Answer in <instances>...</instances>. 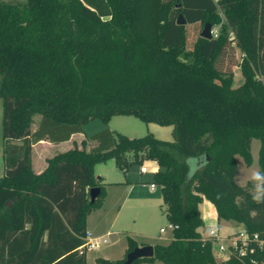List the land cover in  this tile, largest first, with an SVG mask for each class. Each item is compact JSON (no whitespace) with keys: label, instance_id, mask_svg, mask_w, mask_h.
Masks as SVG:
<instances>
[{"label":"trees","instance_id":"1","mask_svg":"<svg viewBox=\"0 0 264 264\" xmlns=\"http://www.w3.org/2000/svg\"><path fill=\"white\" fill-rule=\"evenodd\" d=\"M180 13L189 24L220 23L218 35L200 32L189 46ZM234 64L244 77L237 86ZM0 97V264H87V217L106 194L95 166L111 158L124 172L158 162L152 181L174 224L153 256L130 264H252V254L216 259L213 241L199 231V204L205 196L219 218L264 237V0H0ZM116 114L172 125L173 138L105 127L89 149L83 139L34 171L35 142L68 140L88 121L108 123ZM254 138L261 142L257 192L252 181H236V156L251 165ZM204 154L210 159L191 170L190 158ZM127 240L123 258L100 256L98 264H123L138 245ZM251 244L264 264V248Z\"/></svg>","mask_w":264,"mask_h":264},{"label":"rangeland","instance_id":"2","mask_svg":"<svg viewBox=\"0 0 264 264\" xmlns=\"http://www.w3.org/2000/svg\"><path fill=\"white\" fill-rule=\"evenodd\" d=\"M7 2L23 3L27 0H3ZM188 26V45L191 46L197 35L203 30L204 26L201 23L189 24ZM221 28V24L213 25V35H218ZM236 62H240L242 59V50L235 45ZM234 70L233 85L237 86L244 80L241 68L237 65H231ZM2 118H3V102L0 97V141L3 137L2 134ZM40 115L34 116L33 127L38 125ZM105 127H110L113 130L122 132L130 137L143 136L149 131L154 132L155 135L163 139H172V125H163L156 122H146L140 117L132 114H116L112 119L106 123L100 118H94L88 121L83 126V131L77 132L78 141L75 143L73 139L69 143H63L62 145H53L51 152L56 153L60 150H65L68 147L78 145L83 147V139H85V147L89 149L93 142L92 135ZM260 139L254 138L252 141V153L254 156L253 163L247 165L241 155H237V161L239 164V171L236 175V181L242 185H246L249 181L253 182L254 190L261 191L262 178L259 174L258 154L260 148ZM37 151V150H36ZM149 169L148 172H141L140 164H132L126 172L118 167L115 159L111 158L104 162H99L95 166V172L97 176L105 175L104 184L106 187V194L103 197L102 205L96 209H93L88 214L90 230L94 235L105 233L101 244L96 248H90L87 251L89 261L88 264H94L93 258L100 254L106 253L114 255V257H120L123 247L128 246V235L137 240L140 244H157L167 243L172 238V230L169 227L170 221L166 214V204L160 195V191L152 193L150 203L136 204V198L138 194L147 195L148 185H143V182L148 184L153 180L152 165L149 162H144ZM4 159L0 158V175L5 171ZM122 181L123 185H110L109 181ZM133 183L135 189L130 195L129 200L124 201V197L128 194L126 191V185ZM108 190V194H107ZM159 190V189H158ZM219 226L221 232H232L235 230H241L242 225L236 221H218V219L207 217L206 224L203 227L204 233H208L212 227ZM161 227L166 228L165 232H161ZM107 230L111 233L106 234ZM205 234V235H206ZM214 253L218 261L226 260L223 256V252L217 250L214 246ZM226 255V254H224ZM157 264H165L161 260H156Z\"/></svg>","mask_w":264,"mask_h":264},{"label":"crops","instance_id":"3","mask_svg":"<svg viewBox=\"0 0 264 264\" xmlns=\"http://www.w3.org/2000/svg\"><path fill=\"white\" fill-rule=\"evenodd\" d=\"M36 127H33V128H36ZM77 135H78V133H74L71 136L70 139L63 140V141H57V142L56 141H50L49 139L46 138V139H41L40 141L35 142L33 144V147H32V165H33L34 171L41 172L48 165V158L49 157H52L53 155H55L58 152L65 151V150L71 148V147H68L65 150L63 149V150H60V151L52 154V153H49V152H51L49 150H51L53 145H62L63 143H69L72 139H73V142L76 143L78 141L77 140L78 139ZM17 142H20V141H17ZM95 144H97V141L93 142V145H95ZM3 148H4V140H3V137H2V139L0 141V158H1V161L4 159L3 158V153H4ZM146 161L151 163V165L153 166L152 170H151L152 173H154L155 171L158 170L159 165H158V162L156 160L149 159V160H146ZM148 171H149V169H148ZM142 173H144V172H142ZM101 176L103 177V182H105L104 181L105 175H101ZM151 183H153V181H150L148 184H146V182H143V185H146V186L148 185L149 186L148 187V194L147 195H141V196H140V194H138V196L136 198V201H135L136 204H147V203H150L151 199H153V197H151L152 193H157L159 191L158 190L159 189L158 185L156 184L155 187H153L151 185ZM109 184L110 185H117V184L118 185H123L121 180H119V181L110 180ZM125 185H126L125 187H126V191L128 192V194L124 197V201L125 200L127 201V200H129L131 193L135 189V185L133 183H128V184H125ZM108 193L109 192L107 190V194ZM159 193L162 196L161 192H159ZM162 198H163V196H162ZM199 207L201 209L202 217L204 219V224L201 227H199V231L203 235L206 234L203 231V227L206 224L207 217L208 218L211 217V218L218 219V221H222V220L223 221H233V220H226V219L219 218L215 205L209 199H207L205 196L203 198V201L199 204ZM88 226H89V221H88V218H87V230L89 229ZM106 232H107L106 234L111 233L110 230H107ZM92 235L93 236H100V237L103 238L105 236V233H102V234H99V235H94L92 233ZM138 245H143V244L138 243ZM127 248H128V246L123 247V249L121 250V253H120L121 254L120 257H114V255H110V254H106V253H100V254L96 255L93 258L94 264H98L97 258L100 257V256L107 257V258H110V259L123 258L125 256V254H126ZM224 254L225 253H223L222 255L225 256V258L227 259V254L226 255H224ZM156 260H159V259H156ZM156 260L155 261H143L140 264H157ZM88 261H89V257H88V254H87V264H88Z\"/></svg>","mask_w":264,"mask_h":264},{"label":"built area","instance_id":"4","mask_svg":"<svg viewBox=\"0 0 264 264\" xmlns=\"http://www.w3.org/2000/svg\"><path fill=\"white\" fill-rule=\"evenodd\" d=\"M216 36V35H215ZM148 168L146 165L141 166V172H147ZM153 187H155V183H151ZM242 225L241 230H235L232 232H221V229L219 226L212 227L209 229L208 233L203 235L204 239H210L213 241V246L217 248V250H220L221 252L227 254V258L231 254H236L239 256H244L247 254H254L256 252V247L251 244L252 242H257L258 245L262 248H264V237H261L258 233H255L253 235H250L246 229V227ZM169 227L171 230L174 228V224L170 223ZM166 228L161 227V232H165ZM103 238L100 236H93L91 231L87 230L85 235V246L90 248H95L99 246V244L102 242ZM250 255V261L252 264H257L258 260L255 256ZM245 264H249L246 262Z\"/></svg>","mask_w":264,"mask_h":264},{"label":"water","instance_id":"5","mask_svg":"<svg viewBox=\"0 0 264 264\" xmlns=\"http://www.w3.org/2000/svg\"><path fill=\"white\" fill-rule=\"evenodd\" d=\"M187 18L183 13L179 14V17L177 19L178 24H186ZM201 36L206 38H212L213 37V25L210 22H206L204 25L203 30L201 31ZM210 157L208 154H204L197 157L190 158L189 162L191 164V170H195L200 165L204 164L207 160H209ZM100 176H98L99 178ZM101 191L100 186H92L90 188V196L91 201H94L97 196L99 195ZM155 254V249L153 244H143V245H137L134 249L129 251L126 255V259L123 262V264H130L135 259L141 258V257H150Z\"/></svg>","mask_w":264,"mask_h":264}]
</instances>
